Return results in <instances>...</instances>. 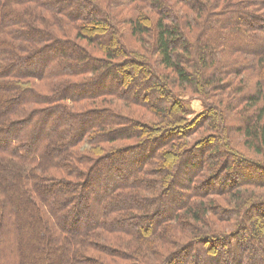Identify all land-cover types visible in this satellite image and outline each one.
<instances>
[{
	"label": "trees",
	"instance_id": "1",
	"mask_svg": "<svg viewBox=\"0 0 264 264\" xmlns=\"http://www.w3.org/2000/svg\"><path fill=\"white\" fill-rule=\"evenodd\" d=\"M259 40L264 0H0V264L32 225L46 264H264Z\"/></svg>",
	"mask_w": 264,
	"mask_h": 264
},
{
	"label": "rangeland",
	"instance_id": "2",
	"mask_svg": "<svg viewBox=\"0 0 264 264\" xmlns=\"http://www.w3.org/2000/svg\"><path fill=\"white\" fill-rule=\"evenodd\" d=\"M258 42L262 44V43H264V40H259ZM248 44L250 46L252 45V44H250V42H248ZM48 56H49V53H47L46 57H48ZM246 58L247 57H243V60L246 59ZM252 72L250 70L249 71L246 70V74L243 76V79L246 82L250 81L252 79V77H254V78L249 83H252L256 79V76H254L252 74ZM250 87H252V86L250 85ZM202 106L203 105H202V103H201L200 100H198L196 98L190 100V107H191V110H192L193 117L203 111V107ZM239 124L240 123H238V125ZM245 154H243V155H245V157L248 159V161L255 162V160H254L255 158H252L253 157L252 154H250L248 152L245 153ZM123 156H129V154H125ZM103 164H107V165L108 164H111V161H106ZM127 166H129V167H132L133 166V164H132V162L130 160L127 162ZM100 171H102V172H104V174H106V171H104V170H100ZM57 172L58 171H56V173ZM248 173H250V171L247 172V170L245 169L243 171L242 170H238V172L235 171L234 174H236V175L239 174V176H237V177H240L241 176V177H243V181H246V180H250L251 178H254V176H255L254 174L248 175ZM184 179H185V175L181 179L179 178L178 181L181 182V183H184L185 182ZM175 182L177 183V179H176ZM176 183L173 184V187L174 188L178 187ZM56 188H57L56 191L60 190L58 187H56ZM248 188H249V190H253V188H251V187H248ZM255 190H261V189H255ZM100 194H101V192L98 194V196H95V195L92 196V203L93 204L97 203L100 200L99 199V198H101L100 197L101 196ZM176 200H177V198L174 195H172V196L169 197V202L170 203H174L175 204L176 203ZM91 210L92 211L94 210V207L93 206L91 207L90 211ZM29 232H30V235L35 233V236L33 235L31 237V239L28 240V242L25 244V247H24V253L27 254V255L29 254L28 257H27L28 258V261L30 262L29 264H46V262L49 261V259H50L51 253L53 252L52 251L53 245H51V246L48 245L47 246L46 243L43 242V238H41L40 233H39V229H38V227L36 225H32V227L29 229ZM247 233L250 235V231H247ZM252 237L253 236L250 235L249 238H252ZM225 248H229V250H232V251H238V250L241 251V249L238 246L234 245V244L231 245V246H229L228 244L226 246H224V245H218L216 247V250H217V252H223V251H225ZM54 253H57V251H55ZM32 256H34V259H33ZM214 257L216 258V257H219V256H218L217 253H215V256ZM222 262H223V260L220 259V263H222ZM215 263H217V262H215Z\"/></svg>",
	"mask_w": 264,
	"mask_h": 264
}]
</instances>
